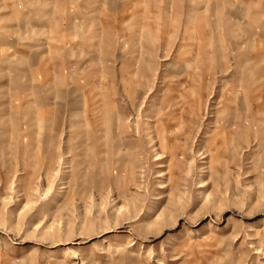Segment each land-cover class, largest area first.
<instances>
[{"label":"rangeland","instance_id":"rangeland-1","mask_svg":"<svg viewBox=\"0 0 264 264\" xmlns=\"http://www.w3.org/2000/svg\"><path fill=\"white\" fill-rule=\"evenodd\" d=\"M110 1L0 0V43L24 17L28 27L13 37L24 54L4 62L26 68L31 86L45 79L54 109L42 125L44 93L25 109L10 96L0 107L11 129L0 123V264H264V114L245 115L236 151L218 135L234 112L264 103V76L237 73L264 65V0ZM39 57L43 77L33 73ZM15 75L0 77V92ZM74 88L94 99L96 122L71 103ZM170 97L199 118L164 149L153 111ZM130 164L133 177L116 181Z\"/></svg>","mask_w":264,"mask_h":264},{"label":"crops","instance_id":"crops-1","mask_svg":"<svg viewBox=\"0 0 264 264\" xmlns=\"http://www.w3.org/2000/svg\"><path fill=\"white\" fill-rule=\"evenodd\" d=\"M30 1L32 2V0H30ZM240 1H244V0H240ZM245 1L247 2L248 0H245ZM249 1H251V0H249ZM253 1H255V0H253ZM262 2H263V0H262ZM40 3L41 2H38L37 5L34 8V10H35L34 13L36 14L35 15L36 16V19L40 18L39 16H41V12H40L41 10L38 9V8H36V7H40L39 6ZM110 4L111 5H114L115 4L114 3V0L113 1H110ZM36 12H38V13H36ZM194 18L196 19L195 20L196 22H194L195 25L198 24L201 27V29H203V27L205 25V19L202 18V17L199 18L198 15L194 16ZM253 18H256V17H253ZM25 21H26V18L24 17V23H25ZM24 23H22L23 25L21 27L20 26H17V25H15V26L13 25L15 27V29H13V35L15 37L18 36V33L21 30V31L24 32L23 33V36H25V38H26L28 27L27 26H24ZM13 26H9V28H11ZM187 28H192V27H188L187 26ZM38 34H40V33H38ZM14 36H12V38ZM5 37H3L2 43H0V46L2 48H4V50H5V51H2V52H6L7 51V56H6V54L2 56V62L0 63V77H7L9 75V72L11 70L12 71H15V73H16V75H15L16 76L15 77L16 83L11 86V84L9 83L10 81H9L8 84L5 86L6 88L3 89L0 92V107H2V105L5 102H7L6 101V96H10L12 98L11 99V102L12 103L9 100V102L11 104H13L14 106H16L17 108L21 107V109H25L26 106H29V104H30V101H31V99L29 98L30 95H34L35 93H44L45 95H43V96L37 94V96L35 97V102H36L35 105H37L39 107V109L37 110V115L42 116V117L44 116V118L41 121V124L43 125L44 124L43 122L47 121V118L46 117L49 114H51V113L54 112L53 107H51L50 105H47L46 104L48 98H50V95H51V92L48 91V87H46V83L47 82H46L45 79H43V82L36 83V84H33L34 86H31V84H29V83L33 82L34 81V78H31L30 82H26L27 79H23L26 76V73H27L26 72V68H24V67H17L16 68V67H12V66L10 67V66H7L5 62H3L6 59V57H7V60H9L12 56L13 57L16 56L17 53L22 52L24 54L23 49L20 47V46H24V43L22 44L20 42L18 43V41L16 42L14 40V38L13 39L11 38L10 35H6ZM201 37H202V40H203V37H204L203 34H201ZM25 38H24V40H25ZM185 46H187V43L186 42H183V44H182V50H183V48ZM41 53H42L41 52V49L38 48L37 55L40 56ZM185 53H187V51L183 52L182 54H185ZM188 67H191L190 64H188L187 66H185V68H188ZM195 67L202 68V67H199L197 65ZM237 69H238L237 70V73L240 74V76H253V75L264 76V65H261V64H254L252 66H247V67L240 66ZM43 70H44L43 61L39 57L38 64H37V68L33 71V73H36L37 75L40 74L42 76V74L44 72ZM36 80H37V78H36ZM14 91H16V92L14 93ZM70 91H72V92H69V96L71 97V103L72 104H76L77 103L78 105L81 106V108L83 109L82 112L84 113V116H85V122L87 124H89V123L91 124L92 121H95L96 122L97 119L95 120V119H92V117H91V111H92V108L94 106L93 105L94 104L93 103V100L94 99H92V97H89V96L84 95V94H82V95L81 94H77L76 93L77 92V89L76 88H74L73 90H70ZM55 96L58 98V94H56ZM1 98H3V99H1ZM80 102H82V103H80ZM58 108L59 107H56V109H57L56 112H57V114L59 113V116L57 115V117L59 118L60 117V114L62 112H61V109L58 110ZM72 110H73V112H75L73 108H72ZM110 110H111V102L109 103V111H108V114L104 118L101 117V119H103V122H101V124H104L105 123L106 127L109 124V114H110ZM5 115H7V114L2 113L1 118L3 116L5 117ZM9 118H11L13 120V125H14L13 129L16 131L17 136H18V133L21 134L20 133V130H22L21 129L22 127H20V126L22 124L19 125V123H20L19 120H17V118L14 117V116H9ZM24 122H26V121L24 120ZM0 123L3 125L1 127V130L3 132L8 133L11 130L9 126L6 127V124H5V121L4 120H0ZM96 130H97V127L95 125H93L92 132L94 134L96 133ZM106 133H107V131H106ZM107 140H109V139L107 138ZM88 146L89 147H97L96 143H92L91 145L89 144Z\"/></svg>","mask_w":264,"mask_h":264},{"label":"bare ground","instance_id":"bare-ground-1","mask_svg":"<svg viewBox=\"0 0 264 264\" xmlns=\"http://www.w3.org/2000/svg\"><path fill=\"white\" fill-rule=\"evenodd\" d=\"M16 15L19 17L20 13L17 12ZM2 51H5V50H4V48H2L0 46V52H2ZM256 89H257V87L254 86V90H256ZM139 91L140 90L138 87H136L132 91H129V97L132 99L134 105H136L137 108L140 110L141 102H139V99H140L141 95H140ZM166 95H167V93H166ZM165 99H166V97H165ZM184 101H185V99H184ZM229 101H230V99H227V98L223 99V102L225 103L224 106H226ZM82 102H80V103H82ZM255 104L256 105L254 107H249L246 112L242 111V114L240 113L241 111L236 112L237 114L234 112L232 114V115H234V118H235V123L233 125H232V123L227 124L226 121H225V123H222V125H220L221 128L218 132V135L221 136L222 145L225 146L226 150L229 149L230 151H232V150L236 151L235 147H238L240 139L242 137H246V140H247L249 127L246 124L247 116H245V115H247V114L248 115L264 114V103H259V101H258ZM142 111L140 110V112H142ZM81 112H82V110H81ZM228 113H230V112H227V114ZM153 114L155 116H157V119L155 120V126H154L155 131H156V137L158 138V143L164 149H167V147H169L171 144H173V142H176L174 140L177 138L178 135H180L182 133H186L188 138H189L192 135V132H193L194 128L196 127L197 122H198V118H199V113L195 108L190 107L189 105H187L186 102H179L178 100H176L173 97H170V99H168V102H166L164 105L157 104L155 110L153 111ZM83 115H84V113H83ZM114 120H115L114 115H111V124H113ZM259 121L261 123H262V121L264 122V118H263V120L259 119ZM117 123L119 126L120 125L122 126L121 117L117 116ZM262 125H263V123H262ZM261 130L264 132V125L261 127ZM262 139L264 141V137ZM109 142H112V141L109 139V140H107V143H109ZM176 147L177 146L175 145L170 150L172 157H175L177 154ZM45 152H46V150H45ZM119 153L120 152H118V154ZM98 159L99 160L102 159L101 154L99 155ZM177 161H179V159ZM182 161L183 160H181L180 162H182ZM78 165H80V163H77L75 165V168L79 167ZM125 167H126V165H125ZM132 167H133V165L130 164L129 169L127 170V172L125 171L124 174L121 175L120 180H117L116 178H114V179L116 181H118L119 183L124 182V180H126V179L130 180L133 177ZM82 171H83V168L79 167L77 170L79 176H82ZM113 176H115V175H113Z\"/></svg>","mask_w":264,"mask_h":264}]
</instances>
